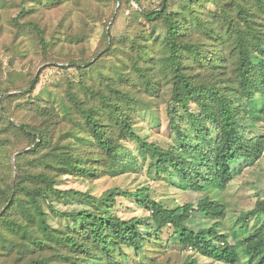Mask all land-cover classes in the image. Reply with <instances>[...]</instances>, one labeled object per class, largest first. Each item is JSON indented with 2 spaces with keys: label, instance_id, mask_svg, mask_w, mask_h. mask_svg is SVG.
<instances>
[{
  "label": "rangeland",
  "instance_id": "1",
  "mask_svg": "<svg viewBox=\"0 0 264 264\" xmlns=\"http://www.w3.org/2000/svg\"><path fill=\"white\" fill-rule=\"evenodd\" d=\"M120 1L64 0L62 4L43 7L30 5V0H0V92L6 89L8 93L2 97L9 96L0 102V191L6 192L16 182V164L20 179L27 174L44 172L54 176V192L72 190L87 194L96 201L110 192L118 193L107 213L116 220L128 221L144 218L147 212L122 193L143 190L145 196L166 209L191 205L193 212L185 225L195 231L215 222L198 210L199 204L208 199L223 207L224 216L217 220L221 224L217 232L225 235L231 243L230 232L242 225L241 217L245 213L255 209L260 211L248 221L250 231L264 222V147L253 163L239 162L228 168L219 186L195 192L180 189L177 177L157 170L149 157L141 156L140 146L134 141L126 138L115 142L113 150L116 155L111 157L100 147L91 129L82 126L75 103L90 110L100 107L102 95L114 100L116 92L122 91L127 96L122 95L121 103L130 109L135 96L131 127L140 139L164 150L172 148L177 151L174 146L178 142L171 126L174 121L187 144L194 147L199 143L197 133L184 112L178 108L171 111V83L162 78L158 69L150 75L144 68L148 78H155L151 83L145 80L146 75L136 72L135 44H150L154 58L168 54L165 28L146 21L141 12L158 10L161 0ZM183 1L168 0L169 12L181 11ZM23 2L30 13L20 11ZM210 9L214 10V7L208 5L206 11ZM207 12L210 19H217L213 11ZM29 23L43 31L44 49ZM255 31L260 32L258 29ZM105 34L107 38H104ZM111 38L115 48L104 55V47ZM213 56L218 54L213 52ZM208 58L210 54L204 57V65ZM70 61L79 63L81 70L69 66ZM84 63L92 67L82 66ZM91 69L94 70L85 83L82 74ZM217 71L214 69L212 72ZM118 72L122 73V78ZM124 74L129 77L124 78ZM33 78H38L39 82L33 91L28 92ZM190 110L199 113L194 104ZM114 117V113L103 114L101 121L110 131L115 130L113 137L116 138L119 131ZM18 123L48 128L50 138L47 147L34 154L38 143L34 144L14 131L10 124L17 126ZM256 125L254 130L246 133L248 138L264 137V121L256 122ZM211 134L214 135L213 132ZM55 154L59 158L57 163L53 159ZM67 155L71 158L75 155L83 163L82 174L59 176L55 173L54 167L60 169L66 165L64 159ZM50 159L49 166L53 171L44 166ZM27 185L34 186L28 182ZM56 197L50 195L40 203L42 212L46 214L47 229L54 237L71 232L64 215L94 212L99 208L79 196ZM24 203L31 206L30 212L35 211V206L27 204V200ZM8 204L0 207V214ZM36 214L35 224H32L24 215V207L20 206L12 210L9 220L17 226L22 225L27 233L49 246L39 251L32 247L31 238H23L22 230L15 231L5 225L0 228V264H31L33 260L42 259L49 264H222L199 256L193 248L182 246L170 226L157 230L151 221L139 228V249L121 243L108 256L97 252L92 260L87 255L58 260V241L43 236L41 215L39 212ZM239 264H249L248 257L241 254Z\"/></svg>",
  "mask_w": 264,
  "mask_h": 264
},
{
  "label": "trees",
  "instance_id": "2",
  "mask_svg": "<svg viewBox=\"0 0 264 264\" xmlns=\"http://www.w3.org/2000/svg\"><path fill=\"white\" fill-rule=\"evenodd\" d=\"M63 2L64 0H30L29 4L51 7ZM24 3L20 11L28 14L30 10L24 7ZM181 5V11L171 13L168 0H161L158 10L141 11L146 21L165 28L168 54L160 58L152 57L150 44H135L136 52L133 53L135 68L138 66L137 73L146 75L145 68V72L151 75L154 69H158L162 78L171 83V111L178 108L184 112L190 126L197 133L198 145L192 147L187 144L179 125L174 121L171 126L178 142L174 148L181 150L180 153L178 150L175 153L172 148L161 149L156 144L140 139L131 127L135 96L130 109L121 103L122 95L127 96L122 91L116 92L117 97L114 100L110 96L102 95V103L97 108L86 110L78 103H75V106L80 112L78 115L83 122L82 126L91 129L100 147L109 156L116 155L113 150L115 142L130 139L140 146L141 156L149 157L157 170L177 177L180 189L203 192L209 187L219 186L231 166L239 162L246 164L256 161L264 147V137L248 138L246 135L248 130L256 128V122L264 121V0H184ZM208 5L214 7V10L207 11L217 14L216 20L210 19L206 11ZM29 26L44 49L46 46L43 31L32 23H29ZM254 28L260 32L256 33ZM108 35L105 34L104 38ZM114 48L111 38V42L104 47V55ZM213 52L218 56H213ZM206 54H210V58L204 65ZM155 61L158 63L155 64ZM70 64L69 66L81 70L79 63L70 61ZM82 66L92 67L89 63ZM214 69L218 71L212 72ZM93 70L82 74L85 83ZM119 75L122 78V73ZM123 77L129 76L124 74ZM145 80L151 83L155 78H148L146 75ZM38 82V78H33L28 92L33 91ZM5 93H8L6 89L0 92L1 103L9 98L8 95L2 97ZM191 104L196 106L198 114L190 110ZM107 113L115 114V125L119 131L116 138L113 137L115 130L112 132L102 124V115ZM10 125L26 139L32 140L34 144L38 143L36 150H33L34 154L49 144L48 128H37L28 123ZM101 130L104 131L100 132ZM53 159L56 163L59 160L56 154ZM51 161L52 159L44 166L52 170L49 166ZM64 161V167H54L59 176L83 173V163L78 161L75 155L73 158L67 155ZM15 168L16 182L11 184L6 192L0 191V207L3 208L9 203L0 214V228L8 225L9 228L16 229L15 231L22 230L23 238L29 237L33 241L32 247L44 251L46 246H49L47 242L37 239L27 233L22 225L17 226L9 220L12 210L20 206L24 207V215L32 224H35L36 212H39L43 236L58 241V260H70L73 255L76 258L87 255L88 259L92 260L97 252L108 256L121 243L139 249V228L151 221L157 230L170 226L178 235L180 244L195 249L201 257L222 264H239L243 254L248 257L249 264H264V222L253 231L248 229L247 224L250 218L260 213L256 209L245 213L241 217L242 225L231 230L230 243L225 235L217 232L221 226L217 220L224 216L223 207L208 199L199 204L198 210L215 222L197 231L185 225L193 212L191 205L166 209L161 203L145 196L143 190L122 194L144 207L147 216L128 221L116 220L107 213V209L111 207L114 196L118 193L110 192L100 201H96L87 194L72 190L54 192V176L44 172L27 174L24 177L22 175L23 178L20 179L19 167L16 164ZM27 182L33 183L34 186L30 187ZM50 195H57L58 199L71 195L79 196L90 204H97L99 208L94 212L81 211L64 215L71 232L60 234L62 237H54L47 229L46 214L40 206L41 200ZM25 200L27 204L35 206L34 212L29 211L31 206H26ZM31 264L49 263L42 259L33 260Z\"/></svg>",
  "mask_w": 264,
  "mask_h": 264
}]
</instances>
